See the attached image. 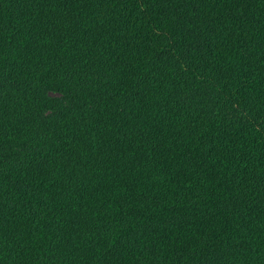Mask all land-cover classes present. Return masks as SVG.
I'll list each match as a JSON object with an SVG mask.
<instances>
[{"label": "trees", "instance_id": "obj_1", "mask_svg": "<svg viewBox=\"0 0 264 264\" xmlns=\"http://www.w3.org/2000/svg\"><path fill=\"white\" fill-rule=\"evenodd\" d=\"M0 264H264V0H0Z\"/></svg>", "mask_w": 264, "mask_h": 264}]
</instances>
